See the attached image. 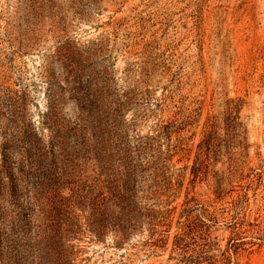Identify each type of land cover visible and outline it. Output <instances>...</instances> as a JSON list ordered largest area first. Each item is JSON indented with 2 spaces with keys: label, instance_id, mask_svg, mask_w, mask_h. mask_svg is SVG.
Instances as JSON below:
<instances>
[{
  "label": "rangeland",
  "instance_id": "1",
  "mask_svg": "<svg viewBox=\"0 0 264 264\" xmlns=\"http://www.w3.org/2000/svg\"><path fill=\"white\" fill-rule=\"evenodd\" d=\"M0 264H264V0H0Z\"/></svg>",
  "mask_w": 264,
  "mask_h": 264
}]
</instances>
